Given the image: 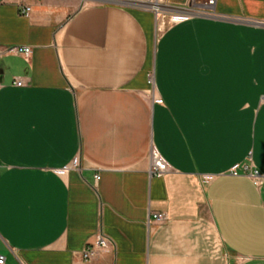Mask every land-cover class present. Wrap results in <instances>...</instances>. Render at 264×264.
I'll return each instance as SVG.
<instances>
[{
    "label": "crops",
    "instance_id": "1",
    "mask_svg": "<svg viewBox=\"0 0 264 264\" xmlns=\"http://www.w3.org/2000/svg\"><path fill=\"white\" fill-rule=\"evenodd\" d=\"M0 83L6 264H264V0H0Z\"/></svg>",
    "mask_w": 264,
    "mask_h": 264
},
{
    "label": "built area",
    "instance_id": "2",
    "mask_svg": "<svg viewBox=\"0 0 264 264\" xmlns=\"http://www.w3.org/2000/svg\"><path fill=\"white\" fill-rule=\"evenodd\" d=\"M94 1L124 2L139 8L150 10L156 14L164 13L163 10H165V7L168 4V0H94ZM215 1L216 0H204V1L190 0V3L187 7L172 9L173 12L172 13L173 15L171 17L172 23L186 20L195 15L212 14ZM30 11H31V7L21 8V13L24 15H28ZM9 52L23 55L26 59H29L30 56L32 55V48L30 46H15L10 48ZM14 84L17 86L24 85L23 81L18 78L14 80ZM152 157H153L152 171L159 176L165 174L169 169V164L165 160V158L155 149L152 151ZM232 173L238 175L239 171L237 170V168H234V170H232ZM250 175L258 185H260L264 180V176L261 175L256 170L252 171ZM153 219L156 220L157 222H163L167 219V215L164 213H154ZM109 244H110L109 238L104 234L99 233L96 235L94 241L85 247L83 251V257L86 260H88L96 250L106 249L108 248ZM0 264H6L5 256L1 254H0Z\"/></svg>",
    "mask_w": 264,
    "mask_h": 264
},
{
    "label": "rangeland",
    "instance_id": "3",
    "mask_svg": "<svg viewBox=\"0 0 264 264\" xmlns=\"http://www.w3.org/2000/svg\"><path fill=\"white\" fill-rule=\"evenodd\" d=\"M172 9L174 8L167 4L165 10H163L164 13L156 14L151 11L155 15L158 36L161 35L163 31H165L172 24Z\"/></svg>",
    "mask_w": 264,
    "mask_h": 264
}]
</instances>
